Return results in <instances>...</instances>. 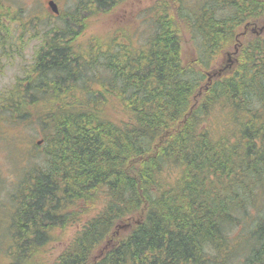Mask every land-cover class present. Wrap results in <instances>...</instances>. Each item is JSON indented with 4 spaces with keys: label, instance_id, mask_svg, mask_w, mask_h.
Returning <instances> with one entry per match:
<instances>
[{
    "label": "trees",
    "instance_id": "1",
    "mask_svg": "<svg viewBox=\"0 0 264 264\" xmlns=\"http://www.w3.org/2000/svg\"><path fill=\"white\" fill-rule=\"evenodd\" d=\"M122 1L81 0L58 22L0 2L2 50L15 24L17 42L42 29L0 98V123L42 146L14 185L5 264H43L69 226L54 264H225L236 245L238 264H264V0H154L142 31L88 29Z\"/></svg>",
    "mask_w": 264,
    "mask_h": 264
},
{
    "label": "rangeland",
    "instance_id": "2",
    "mask_svg": "<svg viewBox=\"0 0 264 264\" xmlns=\"http://www.w3.org/2000/svg\"><path fill=\"white\" fill-rule=\"evenodd\" d=\"M13 1L23 2L22 16L20 22L27 19L25 13L32 8L47 9L51 13L50 21H57V18L52 15V10L48 5V0H0L2 4L12 3ZM57 4L58 11L60 10H73L77 8L81 0H54ZM85 2L86 0H82ZM154 0H124L118 5L106 6L100 8L101 13L94 16L93 13L89 15L87 20L89 23L88 29L93 30L102 34L109 32L112 29L124 27V26H135L143 29L146 26V16L151 14L150 5ZM211 0H187L189 5L198 6L199 3L207 4ZM196 3V4H195ZM88 5V4H87ZM88 8V7H87ZM107 11V12H103ZM54 14V13H53ZM17 24L14 25L11 31V38L8 40L7 49L2 50L0 47V98L2 94L9 89L17 78L24 74L25 68L30 66L33 61V53L36 49L37 44L40 41L41 30L36 31L33 26V22L27 25L28 33L21 35L20 42H17ZM40 28V27H39ZM138 29V30H139ZM137 30V32H138ZM256 34V33H255ZM264 35V30L261 32ZM142 36V35H141ZM192 46L187 45L184 49V55L190 59L192 55ZM231 60V56L229 57ZM227 56L223 57L222 63H225ZM230 67L234 65V61L227 62ZM0 264L8 262L6 257L5 248L7 245L6 236L4 235V229L6 227V213L9 212V206L15 204V188L14 186L19 179L20 172L23 169H27L34 164V166L42 162L41 157V143H38V147L33 148V144L40 139V135L34 127L24 126L14 127L4 123H0ZM10 134V135H9ZM32 154L36 156L27 159L28 154L26 148H30ZM37 149V150H36ZM38 153V155H37ZM30 158V157H29ZM263 196L264 193L261 192ZM264 202V201H262ZM249 208L248 214L242 224L245 229H248L250 225H253L255 217L258 212ZM8 210V211H7ZM7 211V212H6ZM73 226H69L66 232H62L59 238L51 241L47 248L44 249L43 254L45 262L43 264H54L59 253H61L68 242L69 238L73 235L75 229ZM236 228V232L242 233L245 229ZM234 232V231H232ZM240 246V245H239ZM237 248V256L233 257L230 261L225 264H238L240 258L244 256L243 247ZM234 248V250H236Z\"/></svg>",
    "mask_w": 264,
    "mask_h": 264
},
{
    "label": "water",
    "instance_id": "3",
    "mask_svg": "<svg viewBox=\"0 0 264 264\" xmlns=\"http://www.w3.org/2000/svg\"><path fill=\"white\" fill-rule=\"evenodd\" d=\"M48 5L51 8L53 13H58V7L54 0H48ZM228 56H230V54H228ZM230 62L232 61L230 60Z\"/></svg>",
    "mask_w": 264,
    "mask_h": 264
},
{
    "label": "flooded vegetation",
    "instance_id": "4",
    "mask_svg": "<svg viewBox=\"0 0 264 264\" xmlns=\"http://www.w3.org/2000/svg\"><path fill=\"white\" fill-rule=\"evenodd\" d=\"M258 28V27H257ZM262 30L261 31H263L264 30V27H260ZM259 29V28H258ZM260 31V32H261ZM260 32H257L258 34H261Z\"/></svg>",
    "mask_w": 264,
    "mask_h": 264
}]
</instances>
